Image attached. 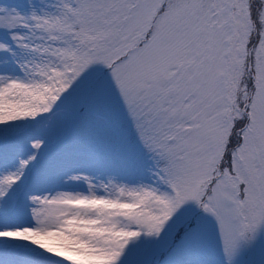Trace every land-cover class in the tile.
Returning <instances> with one entry per match:
<instances>
[{"label":"snow or ice","instance_id":"snow-or-ice-1","mask_svg":"<svg viewBox=\"0 0 264 264\" xmlns=\"http://www.w3.org/2000/svg\"><path fill=\"white\" fill-rule=\"evenodd\" d=\"M0 264H264V0H0Z\"/></svg>","mask_w":264,"mask_h":264}]
</instances>
